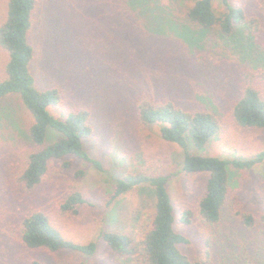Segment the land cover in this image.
<instances>
[{"label":"rangeland","instance_id":"1","mask_svg":"<svg viewBox=\"0 0 264 264\" xmlns=\"http://www.w3.org/2000/svg\"><path fill=\"white\" fill-rule=\"evenodd\" d=\"M6 1L0 0V21ZM231 1L248 16L264 20V0ZM116 3L46 0L33 14L30 69L35 84L40 90H59L57 101L49 107L55 117L81 108L90 111L92 131L84 149L101 163L102 170L81 159H75L70 169H61L60 161L50 160L40 183L22 193L11 168L28 147L31 119L17 94L0 98V264H29L32 259L47 264L121 262L100 238V231L138 234L153 200L145 192L131 191L109 203L114 180L145 166L169 171V162L178 151L161 140L157 126L138 123L136 100H170L186 109L213 111L221 130L203 154L243 161L264 152V128L239 127L232 115L233 105L248 85L264 101V53L259 48L264 30L259 38L249 27H238L226 41L212 30L184 21L182 0ZM214 5L222 10L217 2ZM6 60L0 49V78ZM55 137L49 129L46 141ZM79 171L83 173L77 176ZM233 171L226 206L214 225L197 217L188 225L178 221L183 208L197 213L206 175L175 172L170 178L175 228L189 239L181 249L201 264H264V223L243 226L232 203L236 198L245 211L257 217L264 214V158L250 168ZM74 192L85 202L76 206V212L62 211L60 205ZM32 209L47 214L66 239L96 242L95 253L88 257L72 250L22 248L16 222Z\"/></svg>","mask_w":264,"mask_h":264},{"label":"trees","instance_id":"2","mask_svg":"<svg viewBox=\"0 0 264 264\" xmlns=\"http://www.w3.org/2000/svg\"><path fill=\"white\" fill-rule=\"evenodd\" d=\"M45 1L7 0L6 13L0 21V49L7 55L0 78V98L17 94L31 119L27 127L28 147L11 168L13 179L19 183L24 194L40 183L50 160L60 161L61 169H70L75 159H81L102 170L101 163L84 149V141L92 131L90 111L81 108L61 118L55 117L49 107L57 101L59 90L38 89L31 73L30 63L34 57L30 42L33 14ZM118 1L116 4H122ZM182 1L185 8L180 17L184 21L203 30H212L218 38L220 35L226 41L237 33L238 27H249L259 38L264 30V20L248 16L231 0ZM216 2L222 10L215 7ZM261 12L264 17V2ZM248 38L253 41L252 37ZM260 42L259 48L264 53V43L262 40ZM135 112L142 127L157 126L161 140L175 145L178 151L169 162V171L161 169V166H145L114 180L109 203L131 191L145 192L151 196L152 211L141 231L130 235L102 229L99 236L106 246L122 258L119 264H201L190 259L181 249L182 245L189 243V239L175 228V207L168 189L171 176L175 172L206 175L202 194L197 198V213L190 207L183 208L178 221L188 225L197 217L202 223L214 225L220 221L226 206L233 170L252 167L263 160L264 152L243 161L203 154L209 142L221 130L217 115L210 109L190 110L170 100L142 98L136 100ZM232 115L239 127L264 128V101L255 87L248 85L244 88L233 105ZM49 129L56 133L51 142L46 141ZM82 173L79 171L77 176ZM233 200L232 203L237 206L234 214L243 226L249 228L264 223V214L257 217L242 209L236 198ZM84 202L82 195L74 192L67 196L60 208L62 211L76 212V206ZM16 223L19 245L24 249L44 248L49 252L72 250L89 257L97 248L93 241L84 244L66 239L52 225L47 214L40 210H29ZM29 264L47 263L32 259Z\"/></svg>","mask_w":264,"mask_h":264}]
</instances>
